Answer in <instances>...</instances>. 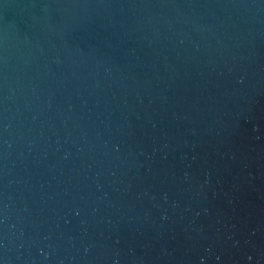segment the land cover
<instances>
[{"label": "water", "instance_id": "95a60500", "mask_svg": "<svg viewBox=\"0 0 264 264\" xmlns=\"http://www.w3.org/2000/svg\"><path fill=\"white\" fill-rule=\"evenodd\" d=\"M0 264H264V0H0Z\"/></svg>", "mask_w": 264, "mask_h": 264}]
</instances>
